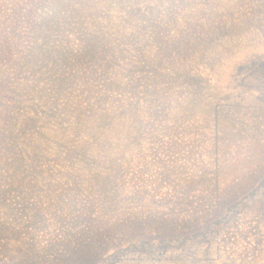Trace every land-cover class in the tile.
<instances>
[{
  "label": "rangeland",
  "instance_id": "1",
  "mask_svg": "<svg viewBox=\"0 0 264 264\" xmlns=\"http://www.w3.org/2000/svg\"><path fill=\"white\" fill-rule=\"evenodd\" d=\"M0 264H264V0H0Z\"/></svg>",
  "mask_w": 264,
  "mask_h": 264
}]
</instances>
